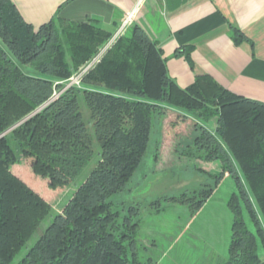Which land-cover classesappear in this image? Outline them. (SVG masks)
I'll use <instances>...</instances> for the list:
<instances>
[{
	"label": "trees",
	"instance_id": "obj_1",
	"mask_svg": "<svg viewBox=\"0 0 264 264\" xmlns=\"http://www.w3.org/2000/svg\"><path fill=\"white\" fill-rule=\"evenodd\" d=\"M112 35L58 17L34 27L11 0H0V39L17 62L40 74L24 73L0 46V135L11 128L0 137V264H10L52 212L16 264H154L139 256L138 222L113 211L109 199L140 166L155 114L166 129L154 161L167 140L178 162L194 163L212 182L171 199L194 215L228 174L235 192L227 200L233 218L223 264H264L258 254L264 228L252 203L264 222V102L235 95L209 75L181 88L157 42L131 24L81 78L95 89L69 87L35 112L61 89L56 83L76 76ZM229 36L235 45L249 42L233 27ZM192 49L174 56L183 54L192 68ZM212 121L213 132L206 126ZM95 156L87 177L54 212L40 183L57 191Z\"/></svg>",
	"mask_w": 264,
	"mask_h": 264
},
{
	"label": "crops",
	"instance_id": "obj_2",
	"mask_svg": "<svg viewBox=\"0 0 264 264\" xmlns=\"http://www.w3.org/2000/svg\"><path fill=\"white\" fill-rule=\"evenodd\" d=\"M11 1L22 18L34 27L58 17L90 23L113 35L125 17L133 13L131 24L141 26L157 42L167 60L169 75L181 88L189 86L197 75H209L235 95L264 102V0ZM231 27L249 42L235 45L229 36ZM189 46L193 48L192 68L183 54L174 56L177 50ZM206 126L211 132L215 130L214 121ZM213 166L211 170L216 171ZM230 179L228 174L224 175L199 211ZM231 188L229 193L235 192L233 184ZM261 224L264 228L263 220Z\"/></svg>",
	"mask_w": 264,
	"mask_h": 264
},
{
	"label": "rangeland",
	"instance_id": "obj_3",
	"mask_svg": "<svg viewBox=\"0 0 264 264\" xmlns=\"http://www.w3.org/2000/svg\"><path fill=\"white\" fill-rule=\"evenodd\" d=\"M0 46L24 73L40 75L30 65L17 62L1 39ZM56 84L62 87L55 92L53 99L72 86L79 89L96 88L82 84L81 80L72 84L71 81H59ZM161 120L157 114L153 115L150 140L142 162L124 190L109 199L112 203L111 209L118 211L121 217L132 215L134 221L138 222V252L142 261L150 258L154 264H223L228 258L227 247L233 218L227 207V200L232 194L233 190L229 193V189H232L234 182L230 179V182L223 184L207 207L198 210L194 215L190 214L185 204L174 202L172 197L199 190L205 183L212 182L194 170V163L190 162L186 166L184 162H178L167 140L163 141L159 163L154 161L157 146L162 138L161 132L164 133L166 129L164 126L162 131ZM95 161L96 156L73 182L65 184L57 190L58 192H50L45 183L39 182V189L45 191L47 197L52 200L54 212H61L65 202L94 167ZM252 203L262 220L253 200ZM130 208H135L137 211L132 212ZM52 217L53 212L41 222L31 239L10 264H16L24 256L49 225ZM243 217L248 228L253 230L245 212ZM258 245V254L264 259V250L259 240Z\"/></svg>",
	"mask_w": 264,
	"mask_h": 264
},
{
	"label": "built area",
	"instance_id": "obj_4",
	"mask_svg": "<svg viewBox=\"0 0 264 264\" xmlns=\"http://www.w3.org/2000/svg\"><path fill=\"white\" fill-rule=\"evenodd\" d=\"M133 21V13L128 14L125 19L122 21L120 27L118 28V30L115 32V34L111 37V39L109 40V42L107 43V45L89 62L87 63V65L74 77L70 78L69 81H71V84L73 82L78 83L81 78L83 77V75L88 72L100 59V57L104 54V52L106 51V49L117 39L119 38L121 35L124 34V32L126 31V29L131 25ZM55 95V94H54Z\"/></svg>",
	"mask_w": 264,
	"mask_h": 264
},
{
	"label": "water",
	"instance_id": "obj_5",
	"mask_svg": "<svg viewBox=\"0 0 264 264\" xmlns=\"http://www.w3.org/2000/svg\"><path fill=\"white\" fill-rule=\"evenodd\" d=\"M53 97H54V95H53ZM53 97H52L47 103H45L42 107L38 108L35 112L39 111V110H40L41 108H43L46 104H48V103L53 99ZM32 114H33V113H32ZM32 114H31V115H32ZM18 124H19V123H18ZM15 126H16V125H15ZM15 126H14V127H15ZM10 129H11V128H10ZM10 129H8V130L5 131L3 134H1L0 137L3 136L5 133H7Z\"/></svg>",
	"mask_w": 264,
	"mask_h": 264
}]
</instances>
